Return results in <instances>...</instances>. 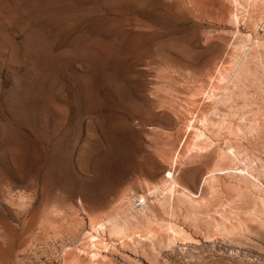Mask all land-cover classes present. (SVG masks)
Here are the masks:
<instances>
[{
	"label": "rangeland",
	"instance_id": "rangeland-1",
	"mask_svg": "<svg viewBox=\"0 0 264 264\" xmlns=\"http://www.w3.org/2000/svg\"><path fill=\"white\" fill-rule=\"evenodd\" d=\"M233 1L0 0V264H123L117 253L129 240L113 233L121 224L126 235L138 228L163 237L165 223L193 227L196 208L178 194L184 180L180 197L149 189L161 166L174 177L190 166L189 117L198 119L217 71L229 69L232 44L249 40L245 49L264 55V22L248 19L257 6L238 9L236 26L225 21ZM241 162L232 169L255 173ZM258 168L249 198L233 194L239 177L224 179L223 198L200 208L211 216L198 220L201 232L229 205L259 198L264 206ZM212 228L210 243L164 251L157 264H264L257 225L231 236L235 243Z\"/></svg>",
	"mask_w": 264,
	"mask_h": 264
},
{
	"label": "bare ground",
	"instance_id": "bare-ground-1",
	"mask_svg": "<svg viewBox=\"0 0 264 264\" xmlns=\"http://www.w3.org/2000/svg\"><path fill=\"white\" fill-rule=\"evenodd\" d=\"M236 1L237 3L235 4L233 3L234 5H236L235 7L228 6V8L226 9L225 6H223V9L224 8L226 9V11H224L226 12V15L223 12V14L226 16L225 21H227L229 24H235V25L239 24V21H240L239 13L241 14L242 12L238 13L237 12L238 9H241L242 7L243 8L246 7L247 10H249L250 7H253L256 5L258 8L257 11H253L254 13H252L251 11V15L248 12H246L250 15L249 16L247 14L248 19H250L249 22H253L254 25L256 22H264V0H251V1L240 0L241 2L238 0ZM243 8L242 10H246V8L245 9ZM244 14L245 12L242 13V16ZM247 15L245 16L247 17ZM225 16L224 17L222 16V17L225 18ZM244 17H241V18L243 19ZM245 21H248L247 18ZM243 41L244 42H241V40H238V43L236 42L235 45L232 44L233 49H235V51H233V55H231V57L228 55L230 57L229 61L231 63V65L229 66V69L221 71V68H220L216 73L217 74L216 78L214 79L216 81L212 82L213 80L212 79L213 77H212L210 81L212 83L210 84V82H208L210 86L208 90H206L207 92L205 91V88H204V91H205L204 97L206 96L205 99L207 102L203 101L205 102L203 103L204 105L202 106L204 110L202 108L200 110L199 108L200 106L198 107V109L201 111V112L197 111L198 112L197 114L199 115V117L197 115L198 119L196 118L195 119L196 121H194L192 124H189L190 123L189 120L191 119V117H189L188 125L187 123H185L188 126L189 131L186 130L188 132L186 134L188 145L186 148H185L186 145L185 146L183 145L184 146L183 149H185V151L186 150L188 151V152L186 151L187 154L185 156L184 161L190 164V166L181 174V176L177 177L179 174L178 173V174H175L176 177H174V175L172 174V171L169 170L170 168L168 169L167 167L160 165L161 167L154 174V181H155L153 182L154 185H151L153 187L149 189V191L155 195L156 193H160V192L163 193L162 191L171 192L172 194L174 193L177 194L179 192L177 188L180 187L181 185L180 181L182 180L185 181L184 183L187 184L186 186H188V188L190 187L191 189H194L195 187H197L196 191L193 192L190 190V188L187 189L186 186L184 187L183 185H181L184 189L183 190L184 193L183 191L182 193L180 192L178 193V194H181L185 198L184 201H187L190 204V205L188 204L189 206H193L194 209L196 208V211L192 208L194 212L190 214L192 217L195 218L194 222L197 221L196 223L193 222V227L190 224L193 230L190 229L191 228L190 226L189 228H186L187 226L185 228L184 227L180 228L179 226L175 224L177 227H179V228H176L174 224L170 225V223L169 224L167 223L168 226H166V223H165L164 229L166 231L165 234L167 233V236H164V237L152 234V232L148 230H147L148 232L146 231L147 234L141 235V232L137 230L138 228L133 229L136 232L132 231L130 232V234L126 235L127 233L126 231H128L127 228H124V226L121 223H119L121 224V229H120L121 231L119 230V228L117 230L113 229L114 235L121 234V236L129 240L126 243H122L119 247L120 251L118 253L116 252L118 254L119 259L122 261L121 263L123 264H142V262L144 261L148 264H157L160 262L159 260H160L161 254L164 251H172L175 248V250L178 253L180 252L184 254V252L186 253L188 250H194L195 248H198L199 246L203 245V243H210V239L212 238L211 237L212 233L210 231H211V227L213 226L216 229L215 230L212 228L213 230H215V234H216V231L219 230V232L217 233H220V235L224 239H228L227 242L230 241V243L234 241L231 238V236L234 237V235H237L238 233L240 234V236H241V233H243L244 236L245 235L250 236V234L252 235V233L254 232L252 229L253 224L257 225L256 229H258V231L260 230L259 232L260 235L258 236L264 237V209H263L264 206L262 205V202L258 197H257L258 200L256 202L254 201L250 207H247V205L246 207L245 206L239 207V205L238 207L237 206L231 207V205H229L230 208L228 209L225 208V211H221V213L219 212L220 218L218 220L216 219L210 222V223L213 222L214 225L212 223V226L211 227L209 226L210 227L208 228L209 231L201 232L200 230H203V229H200L201 225H199L204 222V221L202 222L203 216L204 215L207 216L209 214V213H204L205 210L201 211L202 205H205L206 203L208 204V200L212 197H216L218 199L219 194H222L224 196V194L227 191L226 188L231 186L229 185L231 184L229 183L230 179L228 183L224 182V179L229 178V177L233 178L234 175L240 178V179L239 178L237 179L238 181L240 180V182H237L238 185L236 186L234 185L236 187L237 193L233 192V194L235 193L239 197L241 196V198L244 196L248 198L251 197L252 192L250 193L249 191L253 190L252 188H255L256 186L260 185L259 182H257L259 185L258 184L256 185L255 182L257 178L255 179L254 176L256 175L254 174H256L257 172L256 171L257 167H260L261 169L258 168V170H261V171H262V167H264V58H263L264 55H262L261 57L260 53H256V52L252 53L251 51L252 47L250 48L249 51H247L246 50L247 43L245 42H249V40L248 41L243 40ZM257 42H261V41H257ZM233 43H235V41ZM218 44L219 43L217 42V44L216 45L213 44V46L216 47L218 46ZM257 44L259 45L260 43H257ZM262 44H264V42H261V44L259 45L261 48H258L257 46L256 48H258L259 50L264 49V47L262 48ZM222 46L220 48H222ZM245 46H246V49H245ZM164 47L165 46H163V48ZM253 48L255 49V46H253ZM179 49H181V47ZM259 50L257 51V49H255V51L257 52H259ZM253 94H255L254 96L257 95L260 98V101H254V100L252 101ZM217 98L219 99V101ZM215 100L221 103L222 107L224 106L225 108L224 111H226V108H227V113L225 112L226 113L225 114L223 112V115H222L223 117L220 116L221 114L219 113L220 105L216 104ZM195 101L196 100H194V103ZM240 101H243L242 102L243 107L241 106L242 104L241 105L239 104ZM249 103H250V106H249ZM258 117L261 119H258ZM193 120H194V117H193ZM242 160L243 161L247 160L248 163H250L253 166L254 165L256 166L252 168L253 173L255 172L254 174H252L250 171L249 172L251 174L248 173L247 171H246L247 173H242L244 172L243 170H246L247 167L244 169V167H241V165L240 167L242 169L241 168L240 169L242 171L237 172L235 170L236 166L234 167V170L232 169L233 168L232 166H234L233 164L237 162L242 163L241 162ZM249 169H251V167ZM180 171L178 169V172ZM165 172L168 174V177H166V175L164 176ZM263 172H258V173L262 174ZM256 177H258V175ZM232 180L234 181L235 179H232ZM259 180L260 179H257V181ZM225 183L228 184V187ZM172 194L171 196H173ZM237 195L233 198H237L238 197ZM219 196L223 198V196L221 195ZM178 197L180 196L178 195ZM206 211L208 212V210ZM198 220L200 223L198 222ZM125 221L123 223H125ZM107 222L111 223L110 221H107ZM207 222L209 223L208 219H207ZM98 224L100 225L101 223H98ZM129 224H131V222ZM110 225H108L107 227V230L109 232H111L110 230L112 229L111 227L110 229H108ZM112 225H114V223ZM96 229L98 230L101 229V234L106 232V228L103 225H101L100 228H96ZM254 230H255V227H254ZM169 231L176 233V236L174 238L173 236L170 237L168 234ZM254 233H256V231ZM104 239L105 238L103 237V240ZM234 239L237 240L236 238ZM239 239L240 237L238 238V240ZM262 240H264V238ZM235 242L236 241H234V243Z\"/></svg>",
	"mask_w": 264,
	"mask_h": 264
}]
</instances>
